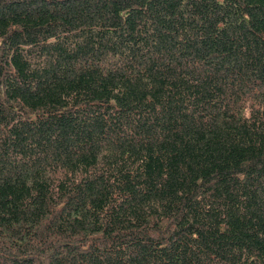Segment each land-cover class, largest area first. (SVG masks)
<instances>
[{
  "label": "trees",
  "instance_id": "1",
  "mask_svg": "<svg viewBox=\"0 0 264 264\" xmlns=\"http://www.w3.org/2000/svg\"><path fill=\"white\" fill-rule=\"evenodd\" d=\"M0 264H264V0H0Z\"/></svg>",
  "mask_w": 264,
  "mask_h": 264
}]
</instances>
